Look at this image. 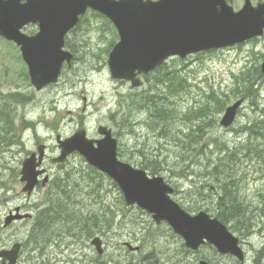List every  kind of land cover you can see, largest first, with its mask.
Segmentation results:
<instances>
[{
    "label": "rangeland",
    "instance_id": "rangeland-1",
    "mask_svg": "<svg viewBox=\"0 0 264 264\" xmlns=\"http://www.w3.org/2000/svg\"><path fill=\"white\" fill-rule=\"evenodd\" d=\"M234 6L241 9L243 4ZM78 27L67 37L76 55L72 67H65L58 84L42 91H36L29 78L22 76L25 66L17 62L18 51L0 37L1 110L2 104L10 102L4 93L19 88L30 98V103L16 108L15 126L26 111L28 117L38 123L36 130L26 134L27 148L37 151L35 135L38 133L49 144V154L54 157L59 150L58 134L62 139L70 138L83 122L89 136L98 137V123L107 124L106 117L111 112L121 108L120 113H127L128 104L145 106L150 95L157 94L153 101H159L158 106L165 109L170 119L166 135L156 134L162 125L154 126V133L141 123L149 115L142 106L133 118L130 117L133 124L130 131L115 130V134L120 135L124 161L163 176L177 189L175 201L190 213L205 211L213 217H223L224 223L241 239L246 254L244 264H264V129L263 124L259 126L261 130L257 126L264 121V78L259 80L256 97L248 96L245 85L248 77L256 80L257 70L261 73L264 37L242 46L189 56L185 60L173 58L164 68L149 74L142 88L133 89L130 84L113 80L110 75L108 56L119 40L113 26L98 15L88 14ZM37 30V26L30 25L24 32L34 34ZM167 75L175 80L166 89L158 84L162 80L167 82ZM118 93L122 94L118 96L119 102L126 100L127 106L116 100ZM238 101H243V106L237 120L229 129H224L220 121L227 107ZM47 123H56L57 130L50 131ZM10 146L11 143H0V178H3L0 182V223L10 206L24 201L22 187L15 178L19 176L20 161L25 154H20L22 147L19 145L12 147V151ZM70 161L68 169L52 168L54 174L98 177L80 155H73ZM51 164L49 167H54ZM187 164L191 165L190 169L185 168ZM6 165L16 168L8 169ZM227 179L234 181L231 201L236 199L235 208L230 210V205L226 206L230 198L223 193ZM102 187L106 195L102 193L104 198L94 202L96 208L93 207L94 214L101 217L97 231L103 232L106 222L112 225L107 227L111 233L103 238L105 253L102 257L95 250L82 248L81 264L90 260L95 264H198L201 256H206L212 264H241L207 246L197 253H187L184 242L173 236L167 225H156L147 214L127 210V214L116 215L122 207L121 195L109 180H104ZM85 194L88 195V191ZM38 197L36 193V201L40 200ZM102 201L113 210H103ZM240 204L242 206L238 207ZM234 212L236 214L231 215ZM31 225V222L18 224L12 231H0V245L7 244L12 235L25 238ZM127 242L140 247V251L130 252L124 246Z\"/></svg>",
    "mask_w": 264,
    "mask_h": 264
},
{
    "label": "water",
    "instance_id": "water-1",
    "mask_svg": "<svg viewBox=\"0 0 264 264\" xmlns=\"http://www.w3.org/2000/svg\"><path fill=\"white\" fill-rule=\"evenodd\" d=\"M91 9L110 19L120 41L109 55L108 67L115 80L141 87V75L149 74L172 57L188 56L244 43L264 35V4H246L239 12L226 0H0V36L17 43L37 91L58 82L64 63L71 65L73 55L64 50L66 36ZM28 25H37L33 36L23 33ZM264 74V62L261 66ZM243 101L226 109L221 125L228 128L236 119ZM101 140H90L85 130L71 138H57L61 155L54 163H63L79 153L86 162L118 184L128 206L137 205L153 215L157 224L167 222L186 246L198 250L205 243L220 253L244 260L239 238L226 225L207 213L190 216L175 203L174 190L163 177L149 178L142 170L118 160V142L105 127L99 129ZM46 147H38L23 162L21 181L24 192L31 193L43 174ZM37 154L39 157H37ZM7 219L9 225L13 219ZM100 255L104 253L99 238L93 241ZM131 251L139 250L127 244ZM7 253L8 256H5ZM4 260H16V252L0 253ZM133 264V263H131ZM200 264H210L201 261Z\"/></svg>",
    "mask_w": 264,
    "mask_h": 264
},
{
    "label": "flooded vegetation",
    "instance_id": "flooded-vegetation-1",
    "mask_svg": "<svg viewBox=\"0 0 264 264\" xmlns=\"http://www.w3.org/2000/svg\"><path fill=\"white\" fill-rule=\"evenodd\" d=\"M238 1L240 2L238 3ZM238 1L227 0L229 4H245V1L243 2V0H238ZM263 2L264 1L262 0H252V4H261ZM72 53L74 54L73 51ZM22 92L23 93H18L16 91H13L10 92L12 96L10 97L7 96V99L10 100V102L12 103V107H11L12 112L10 111V113L6 114L5 119L2 118L0 113V120L4 122V124L1 122L0 129L1 131L3 128L13 131V133L11 134L12 139L7 141L8 143H11L9 150L12 151L11 150L12 147L19 145L20 147H22L20 154L24 153L25 154L24 159H26L29 155H31L34 152L27 148V139H26L27 132H32L34 130V124H33L34 122L28 117V113L26 111V114L20 116L19 124L16 126L14 124V121L17 117L16 108L18 107V105L17 107H15L17 101L19 100L20 106L24 103H27V105L30 103V98H28L27 95L24 94V91ZM118 96H122V94L118 93L115 95L116 100L119 102ZM125 101H120L119 104L122 106L123 105L127 106L128 103H126ZM120 110L121 108L119 109L118 112H111V115L106 117L107 124H102L100 122L98 123L97 126L98 128L100 126H105L112 129L113 135L115 137H118L119 142H120L119 139L120 135L118 136L117 134H115V130H122V131L127 130L126 117H128L127 113H120ZM47 124L50 131L57 130L56 123L53 124L47 123ZM81 129L87 131L83 122L81 123V126L78 128V130ZM15 132L16 135L14 134ZM87 134L89 138L94 140H99L102 138L99 135V132H98V137H90L88 131ZM35 136L37 137V139L35 140L36 147H39L40 145L46 146L45 159L43 160L42 165L37 168L38 171L43 172V175L38 177L39 182L37 183L36 187L31 193L23 192L25 183L21 181L22 178L21 170L24 160L20 161V169L18 170L19 176L16 177L15 180L18 181L20 186L22 187L21 194L22 197L24 198V201L21 204L10 206L7 212L4 214L3 219L0 223V231H4V232L12 231V229L18 224H27L29 222L32 223L31 229L30 231H28V235L25 238H19L17 236L12 235L11 236L12 238L8 241L7 244L0 245V253L5 251L16 252L17 257L13 264H81L82 248L96 251V249L92 245V241L94 239L100 238L104 244V240H103L104 236H107L111 233L110 228L107 227H110L112 225L105 222L104 231L98 233L97 223L95 220L96 214H94L96 210L93 208V207L96 208L94 202L96 203V201H98L97 197L96 200L94 201L90 199L83 201L79 196V192H78L79 186L76 187L75 184L73 183L72 178H74L75 176L62 177V176H56L54 174L52 168L56 167V168H60L61 170L68 169L71 163L70 158L73 155L69 157V159H67V161H65L64 163L55 164L53 161L55 159L54 157H57L60 154V150H57L58 152L54 154V157H51V155L49 154V144L46 141L42 140L41 135H39L38 133ZM58 136L60 135L58 134L57 137ZM0 143H2L1 134H0ZM119 158L121 160L125 159L124 156L122 155L121 149L119 150ZM49 164H51L54 167H49ZM7 166L8 169L16 168L10 165H6V167ZM148 175L151 177L153 176L151 172H148ZM8 178H13V177L8 176ZM2 181L3 178H0V182ZM93 181L94 182L98 181V186L101 187L102 189L103 181H104L103 178L94 177L92 178L91 183ZM36 193H38L39 195L38 198L40 200L38 201H36V199L34 198V195ZM101 197L104 198L103 194H101ZM138 209L139 208L137 207H133L129 209V212L130 213L132 211L137 212ZM39 212L42 213V217H43L42 224L38 223ZM121 212H123L122 214L128 213L124 209L121 210L120 213ZM54 213H58L59 218H62V215H64L65 217L63 218V220H58L56 223H54L53 220ZM12 216H21L22 218L13 219V221L9 225H6L7 219ZM126 216L124 218H126ZM54 224L57 225L52 226ZM83 225L85 229L83 228ZM51 227L54 230L51 229ZM241 243L242 242L240 239V244ZM187 250H188L186 251L187 253L188 252L193 253V251L189 249ZM199 251L200 250H198V252ZM4 255L8 256L7 253H4ZM84 256L88 258L87 254H85ZM0 264H12V261L11 259L4 260L2 257H0ZM86 264H95V261L90 260L89 263L87 262Z\"/></svg>",
    "mask_w": 264,
    "mask_h": 264
},
{
    "label": "trees",
    "instance_id": "trees-1",
    "mask_svg": "<svg viewBox=\"0 0 264 264\" xmlns=\"http://www.w3.org/2000/svg\"><path fill=\"white\" fill-rule=\"evenodd\" d=\"M256 73L258 74L257 77H256V80H253L252 78H249L248 77V80L245 81V85H246V88L248 89L247 92H248V96H252V97H256L258 91L254 89V87L260 82L259 80L260 79H263V75L260 73L259 70L256 71ZM166 81L165 80H162L161 83L163 85V87H165L166 89L171 87L173 85V81L175 80V77H171L169 75H167L166 77ZM157 94L155 95H152L150 96V100H148L146 103H145V106L144 104H140V106H135V107H130L129 108V111L130 113H135L137 110H139L142 106L144 107L145 111H148L149 115L146 116L144 119L141 120V123L145 126H147L148 128H150L154 133H156L153 128L154 126H159V125H162V129H158L157 130V135L159 136H162V135H166V128H169L168 127V122L167 121H170L169 117H168V114L164 111L165 109H162L158 106V102H154L153 99H155ZM19 102V100H18ZM155 107V108H153ZM1 112V116L3 119H5L6 117V114L10 113L11 111V106H9L8 103H4L2 104V110H0ZM263 124V129H264V121H261L257 126L260 129V125ZM127 130L130 131V129L133 128V124L132 123H128L127 125ZM125 131V130H124ZM13 131L9 130V129H5L3 128L2 131H1V140L3 143H6L8 140H11L12 139V134ZM259 136H261V133L259 131ZM8 143V142H7ZM190 164V163H189ZM187 164L185 166V168L187 169H190L191 168V165ZM226 165V164H224ZM227 166V165H226ZM95 173H97L98 175H101L100 173H98L96 170H93ZM68 175V174H66ZM234 181L233 180H229L227 179L225 182H224V187H223V193H224V196H226L227 198H230V199H227L228 201V204L226 203V206L228 207V205H230V207L228 208L229 210L232 208H235V201L236 199L234 198L232 201H231V198L233 196L232 194V189L231 187L233 186V183ZM87 185H92L93 186V183H88ZM222 196V195H221ZM224 199L220 197V202H223ZM240 205H238V207H240ZM231 213V212H229ZM233 214H236L235 213H232L231 215ZM42 218V214L40 213L39 214V218L40 219ZM222 221H223V217L220 218ZM98 222V221H97ZM225 222V221H223Z\"/></svg>",
    "mask_w": 264,
    "mask_h": 264
},
{
    "label": "bare ground",
    "instance_id": "bare-ground-1",
    "mask_svg": "<svg viewBox=\"0 0 264 264\" xmlns=\"http://www.w3.org/2000/svg\"><path fill=\"white\" fill-rule=\"evenodd\" d=\"M261 160V159H260ZM73 179V183L76 185V186H79L80 188H79V196H80V198L83 200V201H85V200H87V199H90V200H96V197H97V200L99 201V199L101 198V194L103 193V194H105L106 195V192H105V188H103L102 187V189H101V187H99L95 182H92L93 183V185L95 184V186H92V185H87L88 183H91V181L92 180H90V182L88 181V180H82L81 178H78V177H74V178H72ZM83 179H85V178H83ZM87 179V178H86ZM71 188V187H70ZM86 191H88V195H86L85 193H86ZM97 202V201H96ZM102 203V206H103V209L106 211V212H111L112 210H113V207L110 205V207H107V205H109L106 201H102L101 202ZM42 211V210H41ZM40 211V212H41ZM40 212H39V214H40ZM42 214V213H41ZM63 214V213H62ZM65 216L64 215H62V218H59V214L58 213H54V215H53V220H54V223H56L58 220H63V218H64ZM96 219V223H97V221L99 220H101V217L99 216V215H96V217H95ZM42 219H43V217L42 218H40V219H38V223L39 224H42ZM49 223V222H48ZM122 223V222H121ZM52 224V223H51ZM57 224H59V223H57ZM57 224H54V225H52V226H55V225H57ZM48 227V226H47ZM83 228H84V225H83ZM51 229H53L52 227H51ZM85 229V228H84ZM54 230V229H53Z\"/></svg>",
    "mask_w": 264,
    "mask_h": 264
}]
</instances>
